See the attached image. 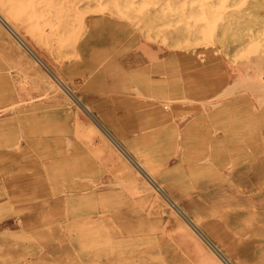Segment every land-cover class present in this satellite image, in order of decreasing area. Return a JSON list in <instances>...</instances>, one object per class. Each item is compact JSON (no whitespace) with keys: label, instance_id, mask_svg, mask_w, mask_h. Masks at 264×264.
I'll return each instance as SVG.
<instances>
[{"label":"rangeland","instance_id":"rangeland-1","mask_svg":"<svg viewBox=\"0 0 264 264\" xmlns=\"http://www.w3.org/2000/svg\"><path fill=\"white\" fill-rule=\"evenodd\" d=\"M46 1L54 55L0 43V264H149L148 244L198 264L168 199L136 191L142 172L52 74L187 211L196 183L229 193L216 217L264 256V0Z\"/></svg>","mask_w":264,"mask_h":264},{"label":"bare ground","instance_id":"bare-ground-1","mask_svg":"<svg viewBox=\"0 0 264 264\" xmlns=\"http://www.w3.org/2000/svg\"><path fill=\"white\" fill-rule=\"evenodd\" d=\"M46 4H48V2L46 0H43V3L42 2L40 3V0H0V24H1L0 25V32H2V34L0 33V43L4 47H7L9 49L7 52H10L13 54L17 53V51L19 50L21 45L23 44V46H27V43L28 44L30 43L34 46L36 45V47L38 49H40L41 51H44L48 55H54V53L57 52V50H56L57 46L53 45L51 40L53 39L52 36H54V34H55V36H57L56 33L58 34V31H55L56 30L55 27L57 28L59 26L58 23L61 21L57 19L58 20L57 21L58 26L54 27L55 22L50 20V22H53L51 25V23L49 22V19H50L49 16H50V12H51V11L49 12V10H50L49 7H51V5L49 6ZM224 4L225 3L222 2V6H224ZM75 6L78 7L77 4ZM117 8H119V7H117ZM51 9H53V8L51 7ZM117 10H119V9H117ZM219 16H220V13H219ZM48 17H49V19H48ZM55 17H57V15L54 16V18ZM59 17H60V15H59ZM213 23H215V21L212 22V26H213ZM198 27H199V25H198ZM212 30H213V28H212ZM263 32H264V30H263ZM71 33H72V31H71ZM210 34H212V33L210 32ZM13 38L18 40L19 43ZM58 38H61V37H58ZM64 39H66V38H64ZM62 41H64V40H62ZM62 41H61V43H63ZM255 47H257V46H255ZM247 55H249V54H247ZM246 57H248V56H246ZM80 65H82V64H80ZM52 75L54 76L56 81L71 95L70 98L72 97L74 99V100L73 99L72 100L77 102L79 104V106L82 107V109L89 112L90 116L97 123L98 127H100L107 134V136L109 135V137H112V138H110V140L114 139V141L116 142V145L118 146L120 151H122L137 166V168L142 172V174L145 177V180L141 184H138V186H143V187L136 190V191H139V193H142L143 190H148L149 191L148 194H150V195H158L160 192L161 194H163L168 199V200L167 199L166 200L171 203L172 207H174L177 214L180 216L179 224H180L181 229L179 232V239L183 242L185 247L190 252L193 253V256L195 257L196 262L198 264H264V256L262 254H258L254 257V255L251 254V252L247 249V247H241L240 248L238 246V244L235 243L233 238H231L232 237L231 232L226 228V225L231 224V223L232 224L236 223L237 221L231 220V221L226 222V221H223L220 217H216V216H219L220 213L222 212V209L219 208V206L225 202H228L227 198H231V195L229 193L223 192V191L217 192L214 189L209 188L204 183H196L197 190L194 191L195 194H193V195L187 194V198L185 200L184 205H187L190 207V211H187L183 206L178 204L177 201H175L169 195V193L164 189L163 185L155 178V175L153 174V171H152V165H153V163H155V162H152V161H154V158H152L150 156H146V155H145L146 157H141L139 155H135L130 150H128L126 147H124L111 134V132L101 122V120L92 112L91 108L77 94H75L72 89L69 88L67 83L62 78H60L59 76H56L54 74H52ZM260 75H261V73H260ZM42 77H45V75L44 76L42 75ZM262 77H264V75ZM0 80H1V78H0ZM46 83L52 90H58V87H59L58 83H57L58 87L55 86V84L51 80H46ZM3 84H4V82H3ZM91 84L92 83H90V85ZM0 86L3 87L1 83H0ZM6 86L7 85H4V87H6ZM232 87H234V86H232ZM111 89H113V86ZM112 91H115V90L113 89ZM108 92H109V89H108ZM3 93H5V92H3ZM110 97L111 96H109V98ZM13 99H11V100H13ZM111 103H113V102H111ZM104 113H105V111H104ZM35 115H36L35 123L37 126L41 127L40 122H39L40 121L39 120L40 113L36 111ZM109 120H110V117H109ZM131 127H133V126H131ZM127 128L129 130L133 129V128H129V127H127ZM135 128H134V130H135ZM120 134H121V131H120ZM135 146H137V145H135ZM136 150H138V149H136ZM65 152H67V154L70 155L72 151L66 150ZM155 166H157V164ZM244 166H246V165H244ZM248 169H249V167H248ZM243 180H244V182H247V183L250 182L253 184V183H258L261 180V178L257 177L256 174H251V175L243 176ZM111 184H113V183H111ZM252 184H251V186H252ZM136 188H137V184H136ZM196 194L199 195L200 198H198L196 196ZM240 197L241 196H239V198ZM100 199H102V198H100ZM260 201L264 203V198H262ZM138 213H139V211H138ZM104 215H106V213ZM115 219H118V218H115ZM137 227L138 228L134 227L135 229L132 227L135 230V232L140 230V225H138ZM135 254H136V256H140V258L142 257L144 259H149V262H148L149 264H183L175 256L169 255V253H164L163 250H161L157 246V244H148V245H145L144 247H140L135 251ZM230 256L232 258H234V261L230 258Z\"/></svg>","mask_w":264,"mask_h":264}]
</instances>
